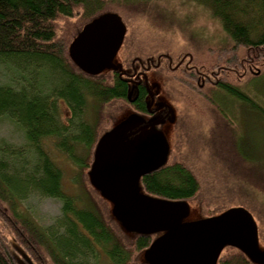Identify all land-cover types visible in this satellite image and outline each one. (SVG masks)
I'll return each instance as SVG.
<instances>
[{
	"label": "trees",
	"instance_id": "obj_1",
	"mask_svg": "<svg viewBox=\"0 0 264 264\" xmlns=\"http://www.w3.org/2000/svg\"><path fill=\"white\" fill-rule=\"evenodd\" d=\"M132 1L137 0H0V66L11 76L9 83L0 84V119L23 129L28 145L20 151H0V264H103L105 258L114 264H131L155 240L153 235H126L89 182L101 137L99 117L110 102H129V81L115 70L111 76L90 73L70 53L87 24L115 14L113 10ZM197 1L210 8L232 43L196 63L190 62L189 54L180 56L172 76L187 86L195 105L202 100L215 105L221 114L228 104L238 105L250 118L261 120L264 0ZM187 64L198 69L189 73L191 78L181 69ZM200 72L204 84L197 81ZM248 76L250 81L242 86ZM143 100L132 104L145 113ZM62 103L70 112L66 122ZM51 138L77 169L74 181L80 187L76 194L65 190L63 171L45 148V140ZM257 177L264 190L262 176ZM143 183L152 195L180 201L194 198L201 188L196 174L181 161L147 175ZM31 193L60 201L61 214L49 227L21 207ZM218 261L258 262L229 243Z\"/></svg>",
	"mask_w": 264,
	"mask_h": 264
},
{
	"label": "rangeland",
	"instance_id": "obj_2",
	"mask_svg": "<svg viewBox=\"0 0 264 264\" xmlns=\"http://www.w3.org/2000/svg\"><path fill=\"white\" fill-rule=\"evenodd\" d=\"M112 12L123 22L124 37L116 55L98 72L104 76H111L114 69L129 70L127 64L135 57L155 58L162 53L177 58L191 54L199 60H206L215 54V49L232 43L210 8L197 0H137L124 3ZM162 68L148 72L150 90L159 104L171 106V116L161 129H146L137 137L160 138V145H167L172 150L171 156L175 155V160L184 162L200 180L197 196L183 201L186 208L181 225L222 217L233 211H246L257 226V257L264 259V190L257 177L262 176L264 183V118L252 119L238 105H224L225 114L202 100L195 105L192 101L194 95L186 85L166 76ZM10 77L9 72L0 66V84L9 83ZM250 78L242 80V86ZM61 113L66 122L70 112L64 103ZM159 117L138 111L126 100L112 101L105 105L99 117L100 139L109 134L128 136ZM4 148L20 151L28 145L23 129L2 118L0 151ZM45 148L63 171L65 190L78 193L80 186L74 181L77 169L73 162L56 148L54 139H46ZM132 153L129 151L115 161L124 175L139 170ZM89 176V182L109 208V215L126 235L133 238L135 233L115 214L116 203L105 197L95 184L93 173ZM142 187L139 182L136 184L137 199L145 195L151 197ZM21 207L44 227L55 223L61 214L59 200L38 193H31ZM162 233L164 231L155 234L154 238ZM9 238L14 241L12 236ZM148 254V248L138 252L131 264H150ZM256 263L264 264V261ZM21 264L27 263L21 261ZM103 264L114 263L105 258ZM216 264H219L218 260Z\"/></svg>",
	"mask_w": 264,
	"mask_h": 264
},
{
	"label": "water",
	"instance_id": "obj_3",
	"mask_svg": "<svg viewBox=\"0 0 264 264\" xmlns=\"http://www.w3.org/2000/svg\"><path fill=\"white\" fill-rule=\"evenodd\" d=\"M124 25L117 14H106L87 24L72 43L74 61L90 73H98L116 55L123 42ZM117 70V69H114ZM132 148L119 134H109L98 144L92 167L93 181L105 197L116 203L115 214L133 232L157 238L149 249L150 264H216L227 243L243 249L257 261L258 231L246 211L181 225L186 205L182 201L143 196L135 202V178L122 174L115 162ZM139 162L146 169L164 162V154L143 144ZM154 163L153 166L149 163Z\"/></svg>",
	"mask_w": 264,
	"mask_h": 264
},
{
	"label": "flooded vegetation",
	"instance_id": "obj_4",
	"mask_svg": "<svg viewBox=\"0 0 264 264\" xmlns=\"http://www.w3.org/2000/svg\"><path fill=\"white\" fill-rule=\"evenodd\" d=\"M179 57L173 58L171 56L169 57L166 55V58H164V60H163V57L162 58L161 57H157V58H154V57H147V58L135 57V58L131 59L130 62L127 64V67L129 70H127V71L126 70L121 71L119 69L115 70V71L122 73V75L125 77V79H127L129 81V84L131 86V91H130L129 98H128L129 102L132 104L134 102H138V100H140V98H143L144 99L143 102L147 106V110L145 113L153 115V116L154 115H156V116L160 115V117L157 121L147 123L145 126H142L137 131L129 133L128 136L126 134L123 136H120L125 141L131 143L132 148L130 151H133V153H132L133 158L135 156V161L137 162V164L139 166V170L135 173H131V175L129 176L130 178H135V198H134L135 202H137L136 200H138L140 198L139 197L137 199L139 193L137 191L136 184H138V182L141 184V186H143L142 188H144V190L146 191V189L144 187L143 180L147 175H151V174L160 172L166 166L173 164L175 162H179V160L174 159L175 155L171 156L172 150L169 149L167 147V145L166 146H165V144L163 146L160 145V138L147 136V137L139 139L137 137L141 133L143 134V131H145L146 129H152V128L161 129L162 126L165 124L166 120L170 118L171 112H172L170 105H168L167 103L159 104V101L153 95V92H151L148 72L151 71L152 69H154L153 71H157L158 69L163 67L162 69L165 70L166 76H168L172 80H175L179 83H182V81L178 80L175 76L174 77L172 76V73L177 71V67L179 66V65L174 66L173 64H176V61L180 59ZM189 58H190V62H192V63L197 62V58L193 57V55L189 54ZM184 60H186V59H183L182 63H184ZM181 69L184 70V73H186L187 76H190L189 75L190 72L198 70L196 65H194V64L192 66L187 64L185 66V68L182 67ZM128 71H130V72L128 73ZM191 77H193V76H190V78ZM197 81L199 84L205 83V76H204L203 72H200V74L197 76ZM132 105H134V104H132ZM100 140H99V142H100ZM99 142H98V144H99ZM98 144L96 146V149L98 147ZM143 144H146L151 150L156 151L157 153H163L164 154V162L160 166H158L156 168L146 169L145 167H143L140 164L139 152H140V148ZM95 155H96V151H95ZM95 155H94V162H95ZM124 159H125V157H124ZM94 162H93V164H94ZM93 164H92V167H93ZM149 164L153 166L154 163L150 162ZM150 195H151V197H154V198L157 197V199L169 200V199H165V198H162V197H159L156 195H152V194H150ZM145 196H148V195H145ZM191 199H193V198H191ZM188 200H190V199H188ZM169 201H180V200H169ZM168 231H170V230H168ZM168 231L160 234L159 237H161L162 235H164ZM154 235L155 234H153V236Z\"/></svg>",
	"mask_w": 264,
	"mask_h": 264
}]
</instances>
